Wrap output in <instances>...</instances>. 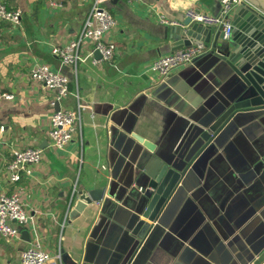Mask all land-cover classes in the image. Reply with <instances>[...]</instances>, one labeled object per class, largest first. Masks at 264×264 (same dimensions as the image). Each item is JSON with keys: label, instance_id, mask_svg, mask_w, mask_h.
<instances>
[{"label": "crops", "instance_id": "0c3cea01", "mask_svg": "<svg viewBox=\"0 0 264 264\" xmlns=\"http://www.w3.org/2000/svg\"><path fill=\"white\" fill-rule=\"evenodd\" d=\"M2 1L23 13L16 28L0 21V195L18 189L35 230L16 239L0 233V264H22V251L36 238L51 253L47 264H253L264 249V163L257 165L264 161V111L236 115L201 145L205 122L223 108L217 92L229 96L220 59L207 51L165 78L151 70L155 58L174 50L173 24L160 14L179 23L191 8L217 13L220 1L104 0L99 5L117 18L108 37L119 54L103 59L89 43L87 51L101 60L76 65L62 63L52 44L79 33L95 0H58V7L48 0ZM36 62L66 74L70 92L58 99L55 88L33 80ZM79 104L73 141L55 149L51 113ZM136 135L152 142L157 158L188 166L185 181L138 240L130 228L143 204L135 197L147 185L140 161L148 149ZM25 146H40L44 157L32 175L13 183L7 166L13 150ZM96 187L106 188L109 205L93 201L71 216L78 192Z\"/></svg>", "mask_w": 264, "mask_h": 264}, {"label": "built area", "instance_id": "2783aa9c", "mask_svg": "<svg viewBox=\"0 0 264 264\" xmlns=\"http://www.w3.org/2000/svg\"><path fill=\"white\" fill-rule=\"evenodd\" d=\"M104 0H95L90 12L87 14L79 33L60 44H52V53L58 56L64 64H78L91 58L93 63L101 59L95 58L93 52H88L89 43L101 53V57L113 60L119 54L118 44L108 37L111 30L118 24L116 16L107 8L99 5ZM138 4V0H125ZM220 9L217 13H208L191 8L187 15L194 21L215 24L222 27L224 39L233 36L235 24L233 16L235 10L243 2L248 0H219ZM249 3V2H248ZM50 6H62L58 0H48ZM22 9L9 6L0 0V21H8L13 27L22 23ZM159 20L164 23L175 24L163 14ZM211 50L206 42L193 43L180 47L172 52L158 56L152 61L151 70L157 72L163 78L167 77L176 68L193 63L200 55ZM29 75L33 80L44 83L49 88L57 90V98L68 94L69 77L61 71L53 68L45 62H36L30 68ZM1 97L12 100L14 94L2 92ZM81 107L59 108L53 110L50 115L49 135L51 145L55 149H64L74 139L78 121L81 118ZM44 157V149L40 146H25L13 150V157L7 166V175L11 182H18L23 175H32L35 168ZM35 215L23 202L21 192L15 189L10 194L0 195V233L5 238L16 239L21 234V229L32 230L34 233ZM49 250L42 246V242L36 238L21 253L22 264H47L51 259Z\"/></svg>", "mask_w": 264, "mask_h": 264}, {"label": "water", "instance_id": "95a60500", "mask_svg": "<svg viewBox=\"0 0 264 264\" xmlns=\"http://www.w3.org/2000/svg\"><path fill=\"white\" fill-rule=\"evenodd\" d=\"M248 2H243L235 10V29L230 39H224L221 26H217L213 34V24L194 21L190 16L173 24L171 28L174 50L193 43L206 42L211 47L209 51L215 52L221 66L227 71L229 96L223 97L217 92L222 99L223 108L205 122L198 138L201 145L210 142L236 115L264 111V0ZM219 39L226 40L222 46H218ZM111 130L114 138L118 128L113 126ZM136 138L148 149L140 161V166L148 178L147 185L141 187V194L135 197L137 203L143 204L136 212V223L130 228L134 238L138 240L144 237L151 223L162 213L178 187L185 181L188 166L177 167L173 164L174 159L168 161L157 158L152 154V142L140 135H136ZM263 163L264 161L258 162L259 168ZM105 192V187L80 190L71 216H78L93 201L104 199L103 206L109 205L111 199L104 198ZM103 223L104 220L100 219L95 230H100ZM21 231L30 237L27 229ZM253 264H264V249L254 259Z\"/></svg>", "mask_w": 264, "mask_h": 264}]
</instances>
